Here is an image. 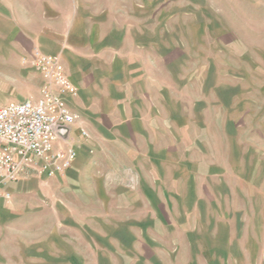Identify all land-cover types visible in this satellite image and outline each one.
Returning a JSON list of instances; mask_svg holds the SVG:
<instances>
[{
  "label": "crops",
  "instance_id": "crops-1",
  "mask_svg": "<svg viewBox=\"0 0 264 264\" xmlns=\"http://www.w3.org/2000/svg\"><path fill=\"white\" fill-rule=\"evenodd\" d=\"M118 1L0 0V96L21 100L38 95L43 80L21 61L37 46L61 56L68 78L77 88V95L64 99L79 114L72 124L73 130L79 131V139L70 132L68 138L77 150L73 165L48 181L30 174L8 183L11 199H0V217L16 221L24 213L26 200L31 210L38 211L48 196H56L53 203L58 208H69L73 202L68 194L75 193L81 208L94 209L92 236L98 258L108 252L117 254L116 241L124 244L123 257L128 258V264H153L155 250L163 251L162 264L204 263L200 256L206 257V264H225L227 255L236 256L231 243L238 237L230 231L231 219L215 220L209 212L194 221L201 230H190V225L184 228L185 221H180L181 233L174 228V235H170L168 230L163 248L151 243L160 238V232L149 210L156 209L164 217L170 193L194 195V204L183 203V209L222 210L229 204L231 208L232 203L218 204L220 191L215 185L199 187L198 182L205 178L216 183L214 179L239 166V160L232 158L228 147L227 155L221 154L214 161L211 146L229 144L230 135L224 129L230 120L227 126L224 119L219 120L220 101L208 105L203 100L198 78H194L198 88L195 83L194 89L184 91L188 86L184 78L167 73L165 30L152 27L145 0H126L128 6ZM215 91L206 97L221 98V91ZM81 128L86 130V137L80 134ZM198 145L206 146V150L195 159ZM188 150L193 151L192 158ZM103 161H107L105 166ZM77 180L75 185L70 183ZM188 180L191 190L183 186ZM114 181L117 183L112 184ZM205 187L213 194L211 200H203ZM61 198L64 205L58 200ZM108 208L111 212L104 213ZM161 222L169 223L165 217ZM0 246H6L2 237ZM67 249L70 254V246ZM132 251H137L140 261L130 258L135 255Z\"/></svg>",
  "mask_w": 264,
  "mask_h": 264
},
{
  "label": "rangeland",
  "instance_id": "rangeland-1",
  "mask_svg": "<svg viewBox=\"0 0 264 264\" xmlns=\"http://www.w3.org/2000/svg\"><path fill=\"white\" fill-rule=\"evenodd\" d=\"M118 2L122 6L129 3L126 0ZM144 4L151 10L152 27L161 26V30H165L167 73L184 78L183 83L188 84L184 91L194 89V78H198L203 100L208 105L213 104L212 101H220L223 107L219 120L224 119L226 126L230 120L224 129L230 135L229 144L211 146L214 161L221 154L227 155L228 147L232 158L239 160V166L232 168L225 176L215 178L216 183L212 184L210 179L207 182L205 178L198 182L199 187L202 184L215 185L220 191L216 199L218 204L232 203L231 208L229 204L222 210L183 209V203L194 204V195L190 192L170 193L167 206L163 209L164 217L169 222L167 225L161 222L164 217L158 214V210H149L151 221L156 222V230L160 232V238L151 243L155 248H163L168 230L170 235L174 228L181 233L178 222L185 221L184 228L190 225V230L198 229L200 226H195L194 221L207 217L206 213L209 212L215 220L220 217L228 221L231 219L230 231L238 237L231 243L236 256L227 255L225 264H264V0H145ZM169 83L173 84V81ZM198 85L196 83V88ZM215 90L221 91V98L206 97L207 94L212 96L217 93ZM170 93L174 96L175 91ZM8 99L12 98L0 96V102ZM185 114L182 113V116ZM70 127V136L79 137V131L77 133L72 125ZM197 133L203 136L200 129ZM198 146L200 151L194 153L195 159L206 150V146ZM188 154L190 158L193 157V151L188 150ZM102 164L105 166L107 161ZM119 167L123 168L122 164ZM50 178L40 179L48 181ZM78 181L69 182L75 185ZM183 186L191 190L189 180L186 184L183 182ZM207 190L205 187V201L213 196L210 188ZM73 196H76L75 193L68 194L69 201L74 203H69V208H58V204L53 203L57 200L56 196H48L42 200V207L38 211L31 210L30 202L26 200L24 213L16 221H6L0 217V237L6 245L0 246V264H98L92 236L95 231L94 209L81 208ZM58 200L64 205V198ZM220 211L225 213L224 216ZM105 212L110 213L111 209H104ZM114 245L118 253L108 252L106 257L98 258L99 264L100 261L103 264H128V258L123 257L124 244L115 241ZM67 246L71 248L70 254ZM62 247H65L64 250ZM136 252L132 251L135 255L130 257L135 262L140 261ZM162 253L161 250L152 251V255H156L152 257L155 261L153 264L165 262ZM199 259L204 262L200 264H206V257L200 256ZM222 261L223 258H220Z\"/></svg>",
  "mask_w": 264,
  "mask_h": 264
},
{
  "label": "built area",
  "instance_id": "built-area-1",
  "mask_svg": "<svg viewBox=\"0 0 264 264\" xmlns=\"http://www.w3.org/2000/svg\"><path fill=\"white\" fill-rule=\"evenodd\" d=\"M21 61L34 68L43 82L35 98L0 105V199L5 201L11 199L8 183L30 174L50 178L69 169L77 157L68 138L79 114L64 99L77 95V88L61 56L34 46ZM80 134L87 136L82 128Z\"/></svg>",
  "mask_w": 264,
  "mask_h": 264
}]
</instances>
